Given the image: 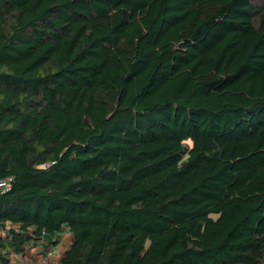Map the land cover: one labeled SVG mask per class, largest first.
Here are the masks:
<instances>
[{
  "label": "trees",
  "instance_id": "16d2710c",
  "mask_svg": "<svg viewBox=\"0 0 264 264\" xmlns=\"http://www.w3.org/2000/svg\"><path fill=\"white\" fill-rule=\"evenodd\" d=\"M3 179L0 264H264V0H0Z\"/></svg>",
  "mask_w": 264,
  "mask_h": 264
},
{
  "label": "crops",
  "instance_id": "0c3cea01",
  "mask_svg": "<svg viewBox=\"0 0 264 264\" xmlns=\"http://www.w3.org/2000/svg\"><path fill=\"white\" fill-rule=\"evenodd\" d=\"M5 236V233L3 234ZM71 241V236L68 233H65L63 235L62 240L59 244L55 243H49L46 239L41 240V242H38L33 247L35 250V263L34 261H28V264H43L44 261L47 260L52 263H56L57 261H60L61 255L63 254L64 250L67 248L68 243ZM56 246L57 249H50V247ZM64 247V248H63ZM33 252V251H32ZM44 256V258H42ZM17 257V256H16ZM31 255H22L21 260L26 261L27 258H30ZM43 261V263H42Z\"/></svg>",
  "mask_w": 264,
  "mask_h": 264
},
{
  "label": "rangeland",
  "instance_id": "374dc122",
  "mask_svg": "<svg viewBox=\"0 0 264 264\" xmlns=\"http://www.w3.org/2000/svg\"><path fill=\"white\" fill-rule=\"evenodd\" d=\"M70 243V242H69ZM68 243V244H69ZM64 248V247H63ZM51 249H54V250H56L57 249V247L56 246H54V247H50V249L49 250H51ZM33 251V252H32ZM28 253H27V255L29 254V255H31V257L30 258H27V260L26 261H24V260H21V258H22V256H20V255H13V258H12V261H11V264H28V261H34V263H35V250H34V248H30L28 251H27ZM42 258H44V256L42 257ZM47 262H48V260H47ZM46 262V260L44 261V263H43V261H42V263L43 264H45V263H47ZM59 262L57 261L55 264H58Z\"/></svg>",
  "mask_w": 264,
  "mask_h": 264
},
{
  "label": "built area",
  "instance_id": "2783aa9c",
  "mask_svg": "<svg viewBox=\"0 0 264 264\" xmlns=\"http://www.w3.org/2000/svg\"><path fill=\"white\" fill-rule=\"evenodd\" d=\"M11 179L0 180V194H3L10 188Z\"/></svg>",
  "mask_w": 264,
  "mask_h": 264
}]
</instances>
